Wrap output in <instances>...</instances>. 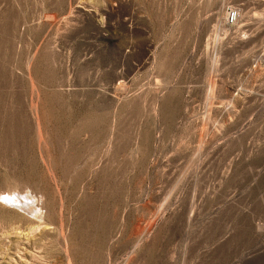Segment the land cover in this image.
Masks as SVG:
<instances>
[{
    "label": "rangeland",
    "instance_id": "obj_1",
    "mask_svg": "<svg viewBox=\"0 0 264 264\" xmlns=\"http://www.w3.org/2000/svg\"><path fill=\"white\" fill-rule=\"evenodd\" d=\"M0 264H264V0H0Z\"/></svg>",
    "mask_w": 264,
    "mask_h": 264
},
{
    "label": "built area",
    "instance_id": "obj_2",
    "mask_svg": "<svg viewBox=\"0 0 264 264\" xmlns=\"http://www.w3.org/2000/svg\"><path fill=\"white\" fill-rule=\"evenodd\" d=\"M237 19V9L236 8H230L226 15V21L227 23H234Z\"/></svg>",
    "mask_w": 264,
    "mask_h": 264
},
{
    "label": "bare ground",
    "instance_id": "obj_3",
    "mask_svg": "<svg viewBox=\"0 0 264 264\" xmlns=\"http://www.w3.org/2000/svg\"><path fill=\"white\" fill-rule=\"evenodd\" d=\"M7 197V196H6ZM6 197H5V199H6ZM37 209V208H36ZM35 216H37V215H35Z\"/></svg>",
    "mask_w": 264,
    "mask_h": 264
}]
</instances>
